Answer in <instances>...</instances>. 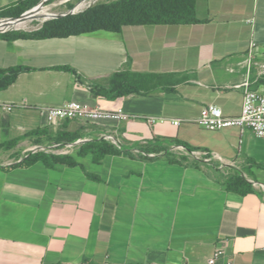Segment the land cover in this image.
Returning a JSON list of instances; mask_svg holds the SVG:
<instances>
[{
    "label": "crops",
    "instance_id": "0c3cea01",
    "mask_svg": "<svg viewBox=\"0 0 264 264\" xmlns=\"http://www.w3.org/2000/svg\"><path fill=\"white\" fill-rule=\"evenodd\" d=\"M28 1L0 0V12ZM196 18L68 37L0 35V70L30 68L0 89V264H208L218 250L216 264H264V189L250 182L264 185V138L197 121L211 103L226 115L241 113L243 92L233 86L247 76L253 41L264 55V0H197ZM118 72L154 78L140 93L94 91ZM71 100L122 107L130 117L67 119L54 131L33 108ZM8 102L32 108L7 112L1 104ZM150 116L169 121L149 124ZM104 133L126 152L95 162L79 147L69 155L72 166L10 165L35 144ZM175 142L217 151L236 167L147 155ZM235 172L253 190L229 189L226 176Z\"/></svg>",
    "mask_w": 264,
    "mask_h": 264
},
{
    "label": "built area",
    "instance_id": "2783aa9c",
    "mask_svg": "<svg viewBox=\"0 0 264 264\" xmlns=\"http://www.w3.org/2000/svg\"><path fill=\"white\" fill-rule=\"evenodd\" d=\"M47 1L48 0H41L33 7L22 12L19 16H0V34H7L16 31H35L40 29L46 21L58 18L59 15L50 10V6L47 5ZM97 1L98 0H94L93 4H90L88 8L97 3ZM61 15L65 16L67 13H63ZM245 62L248 70L247 76L242 81L233 86L235 88L241 89L243 92V106L241 113L235 116L226 115L219 105L211 103L203 107L197 121L203 128L207 130L217 131L224 128L236 127L239 128L241 133H243L246 129H250L257 137L264 138V84L261 83L262 79L264 78V55L262 56V54L259 53V46L256 41L251 43ZM254 71L256 76L254 79H252L251 74ZM256 83H259L260 85L255 87ZM84 85L89 89L94 88V86L89 82H85ZM1 106L7 112H15L17 110H27L32 108H30V106L24 102L2 103ZM33 108L44 112L47 115L49 124L54 131H58L62 122L67 119L94 121L116 117L119 120H127L130 117V115L124 111L122 107L108 109L101 106H90L76 100H71L58 106H35ZM145 120L149 124H155L157 122L169 121V118L150 116L145 117ZM171 121L176 126L181 124V120L179 119H174ZM101 138L107 139L117 147L122 148L120 141L112 134L104 133ZM88 141H90L89 138L80 137L71 142H55L51 145L35 144L27 149L25 154L16 162L22 161L30 154L38 152L70 155ZM169 154L174 155L181 160L205 164H214L216 161H219L221 162L222 168H225L226 166L236 167L234 161L226 162L221 154L217 151L189 148L185 144L180 143L171 144L167 149L160 152L147 153V155L150 157ZM16 162H12L10 165ZM250 182L254 186L260 185L264 189L263 184H259L258 182L251 179ZM221 256L222 252L219 250L216 251L209 259L208 264H216ZM70 264L87 263L72 262ZM104 264L122 263L106 261ZM225 264H233V262L228 260Z\"/></svg>",
    "mask_w": 264,
    "mask_h": 264
},
{
    "label": "trees",
    "instance_id": "16d2710c",
    "mask_svg": "<svg viewBox=\"0 0 264 264\" xmlns=\"http://www.w3.org/2000/svg\"><path fill=\"white\" fill-rule=\"evenodd\" d=\"M40 0L21 2L22 6L0 12V16H19L25 10L36 5ZM197 0H111L99 1L83 12L67 14L62 17L46 21L35 31H17L3 36H20L26 38L68 37L88 33L96 30L121 32L127 25H157V24H192L196 18ZM30 68L16 67L0 70V89H5L14 83L18 75ZM154 78L152 74L137 72H118L112 75L106 87L95 86V92L109 98H116L129 93H140L145 81ZM264 82V78L262 79ZM63 139V138H62ZM65 139V140H64ZM62 141L71 142L76 137H66ZM179 143V142H175ZM191 148L190 146L186 145ZM1 148V146H0ZM80 154L92 153L95 162H100L107 154L125 153L126 150L117 147L107 139H93L81 145ZM150 151L160 152L163 147H149ZM148 152V150H143ZM37 161H43L48 167L58 165L72 166L76 162L63 154L38 152L30 154L22 161L11 166H26ZM229 189L240 193L253 190L252 184L240 173L235 172L226 176Z\"/></svg>",
    "mask_w": 264,
    "mask_h": 264
},
{
    "label": "rangeland",
    "instance_id": "374dc122",
    "mask_svg": "<svg viewBox=\"0 0 264 264\" xmlns=\"http://www.w3.org/2000/svg\"><path fill=\"white\" fill-rule=\"evenodd\" d=\"M99 1H111V0H98L97 2ZM93 2L94 0H48L47 5L50 6V10L52 12L61 15L63 13H67V14L80 13L85 9H87L90 4H93Z\"/></svg>",
    "mask_w": 264,
    "mask_h": 264
},
{
    "label": "water",
    "instance_id": "95a60500",
    "mask_svg": "<svg viewBox=\"0 0 264 264\" xmlns=\"http://www.w3.org/2000/svg\"><path fill=\"white\" fill-rule=\"evenodd\" d=\"M70 14V13H69ZM63 15H59L58 17H62Z\"/></svg>",
    "mask_w": 264,
    "mask_h": 264
},
{
    "label": "bare ground",
    "instance_id": "6f19581e",
    "mask_svg": "<svg viewBox=\"0 0 264 264\" xmlns=\"http://www.w3.org/2000/svg\"><path fill=\"white\" fill-rule=\"evenodd\" d=\"M86 6V5H85ZM83 7V6H82Z\"/></svg>",
    "mask_w": 264,
    "mask_h": 264
}]
</instances>
